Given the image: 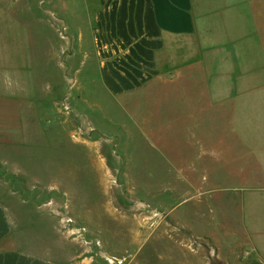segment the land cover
Listing matches in <instances>:
<instances>
[{
  "label": "rangeland",
  "instance_id": "obj_1",
  "mask_svg": "<svg viewBox=\"0 0 264 264\" xmlns=\"http://www.w3.org/2000/svg\"><path fill=\"white\" fill-rule=\"evenodd\" d=\"M200 5L204 28L159 55L176 73L118 97L98 77V0H0V203L59 217L83 264H241L252 246L264 0Z\"/></svg>",
  "mask_w": 264,
  "mask_h": 264
},
{
  "label": "crops",
  "instance_id": "obj_2",
  "mask_svg": "<svg viewBox=\"0 0 264 264\" xmlns=\"http://www.w3.org/2000/svg\"><path fill=\"white\" fill-rule=\"evenodd\" d=\"M200 2L98 0L92 35L98 77L111 95L139 92L176 73L159 71V55L204 28ZM220 91L231 96L240 90ZM255 190L243 202V223L252 246L243 253L241 264H264V182ZM64 230L59 217L14 214L8 204L0 203V264H83Z\"/></svg>",
  "mask_w": 264,
  "mask_h": 264
},
{
  "label": "built area",
  "instance_id": "obj_3",
  "mask_svg": "<svg viewBox=\"0 0 264 264\" xmlns=\"http://www.w3.org/2000/svg\"><path fill=\"white\" fill-rule=\"evenodd\" d=\"M72 221V220H69V222Z\"/></svg>",
  "mask_w": 264,
  "mask_h": 264
}]
</instances>
